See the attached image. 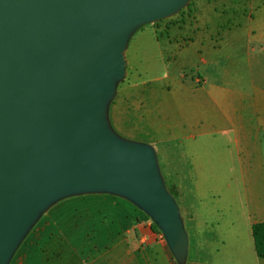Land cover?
I'll list each match as a JSON object with an SVG mask.
<instances>
[{
	"label": "water",
	"instance_id": "obj_1",
	"mask_svg": "<svg viewBox=\"0 0 264 264\" xmlns=\"http://www.w3.org/2000/svg\"><path fill=\"white\" fill-rule=\"evenodd\" d=\"M188 0H0V264L54 200L122 194L163 228L176 257L188 239L155 151L116 139L103 100L123 75L139 25Z\"/></svg>",
	"mask_w": 264,
	"mask_h": 264
},
{
	"label": "crops",
	"instance_id": "obj_2",
	"mask_svg": "<svg viewBox=\"0 0 264 264\" xmlns=\"http://www.w3.org/2000/svg\"><path fill=\"white\" fill-rule=\"evenodd\" d=\"M232 16L238 24L220 35L219 48L202 50L201 45L193 47L194 40L181 51L188 60L187 68L205 69V90L188 89L164 97L171 98L168 104L181 107L176 104L182 95L203 93L212 103V117H206V106L199 103L201 117H185L184 130L172 116L165 115L169 120L164 132L158 127L152 131L154 151L164 141L180 138L187 142L183 153L189 158L191 186L182 188L180 194L193 201L184 202L182 211L191 222V231L188 225L184 227L188 243L194 238L196 251L186 264H264L256 254L252 235L253 225L264 222V0H250L247 14ZM214 29L212 33L217 32ZM220 196L231 219L218 223L208 214L220 211L214 202ZM126 208L135 212L130 204ZM112 221V226L96 220L78 221L96 228V234L85 236L80 230L83 226L71 227L67 236L65 231L51 236L59 255L35 253L31 258L25 251V257V252L11 257L10 264H177L153 220L152 227L147 222H131L127 237L111 231L120 227L118 220ZM141 246L142 250L135 249Z\"/></svg>",
	"mask_w": 264,
	"mask_h": 264
},
{
	"label": "rangeland",
	"instance_id": "obj_3",
	"mask_svg": "<svg viewBox=\"0 0 264 264\" xmlns=\"http://www.w3.org/2000/svg\"><path fill=\"white\" fill-rule=\"evenodd\" d=\"M249 2L250 0H188L174 14L137 26L129 34L122 50L123 75L114 79L113 94L103 100L110 133L123 143L144 145L152 150V131L158 127L164 132L163 128L169 120L165 115L172 116L174 122L182 124V130L186 127L185 117L197 119V114L201 117V112L197 110L199 103L206 106V117H212L214 111L209 110L212 103L203 93L196 95L187 92L179 97L176 105L182 108L168 104L171 98L168 101L164 97L174 92L183 93L188 89L203 91L207 81L205 69L187 68L188 60L185 55H180L181 51L194 40L193 47L201 45L202 50L209 46L219 48L220 35L238 24V19L232 15L247 14ZM214 28L216 33H212ZM158 94L162 95L157 96ZM193 111L197 113L193 114ZM184 114L187 115L182 117ZM186 145L187 142L180 138L178 141H164L155 149V155L162 185L178 204L183 228L188 225L190 230L191 222L182 207L184 202L192 204L193 201L190 196L184 199L180 194L182 188L185 190L191 186L188 179L189 158L183 153ZM222 189L227 190L225 187ZM214 202L220 211L209 213V218L218 223L229 221L231 216L223 203V197H215ZM126 204L132 205L135 212H129ZM88 220H96L104 225H111V222L113 225L112 220H118L120 227H111L110 230L123 237L129 235L131 222H147L152 227L153 220L156 231L164 234L154 217L130 198L116 192L82 191L54 200L39 213L21 236L11 257H19L18 254L25 251L30 252L28 256L31 258L35 253H39L41 257L52 253L59 255L60 250L52 237L60 235L61 231H65L63 234L67 236L69 234L66 231L79 226H83L80 230L85 236L96 234L93 226L76 223ZM85 226L89 227L84 228ZM195 248V240L191 237L185 260L181 262L174 254L176 263L186 264L188 257L192 258L194 255ZM135 249L142 250V246ZM24 254L26 252L22 254L23 257Z\"/></svg>",
	"mask_w": 264,
	"mask_h": 264
},
{
	"label": "trees",
	"instance_id": "obj_4",
	"mask_svg": "<svg viewBox=\"0 0 264 264\" xmlns=\"http://www.w3.org/2000/svg\"><path fill=\"white\" fill-rule=\"evenodd\" d=\"M252 235L256 254L260 259L264 260V222L253 225Z\"/></svg>",
	"mask_w": 264,
	"mask_h": 264
}]
</instances>
